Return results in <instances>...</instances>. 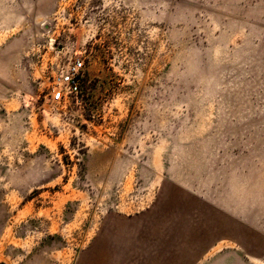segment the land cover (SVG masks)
Wrapping results in <instances>:
<instances>
[{
  "label": "rangeland",
  "instance_id": "374dc122",
  "mask_svg": "<svg viewBox=\"0 0 264 264\" xmlns=\"http://www.w3.org/2000/svg\"><path fill=\"white\" fill-rule=\"evenodd\" d=\"M0 264H264V0H0Z\"/></svg>",
  "mask_w": 264,
  "mask_h": 264
},
{
  "label": "built area",
  "instance_id": "2783aa9c",
  "mask_svg": "<svg viewBox=\"0 0 264 264\" xmlns=\"http://www.w3.org/2000/svg\"><path fill=\"white\" fill-rule=\"evenodd\" d=\"M84 71V62L80 58L71 61L64 70L53 77L51 89L52 100L63 102L71 95L81 92V78Z\"/></svg>",
  "mask_w": 264,
  "mask_h": 264
}]
</instances>
